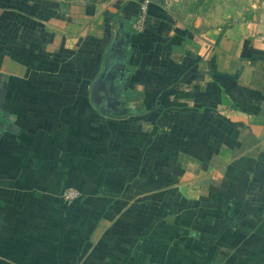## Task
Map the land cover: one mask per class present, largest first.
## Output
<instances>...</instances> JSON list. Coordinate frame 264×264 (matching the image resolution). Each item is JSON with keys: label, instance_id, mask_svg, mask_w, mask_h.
<instances>
[{"label": "crops", "instance_id": "1", "mask_svg": "<svg viewBox=\"0 0 264 264\" xmlns=\"http://www.w3.org/2000/svg\"><path fill=\"white\" fill-rule=\"evenodd\" d=\"M140 1L0 0V264H264V9L149 0L133 30Z\"/></svg>", "mask_w": 264, "mask_h": 264}, {"label": "flooded vegetation", "instance_id": "2", "mask_svg": "<svg viewBox=\"0 0 264 264\" xmlns=\"http://www.w3.org/2000/svg\"><path fill=\"white\" fill-rule=\"evenodd\" d=\"M117 52V48H122ZM125 57L122 39L113 40L104 50L99 70L91 80L88 88V99L93 107L100 113L116 115L120 113L119 108L124 90L125 70L122 68ZM122 59L120 68L115 67V61Z\"/></svg>", "mask_w": 264, "mask_h": 264}, {"label": "rangeland", "instance_id": "3", "mask_svg": "<svg viewBox=\"0 0 264 264\" xmlns=\"http://www.w3.org/2000/svg\"><path fill=\"white\" fill-rule=\"evenodd\" d=\"M66 4H95L107 0H61ZM161 1V0H160ZM195 9H200L201 13L210 21L215 22V19L224 17L229 11L242 12L246 11L248 8L261 7L264 9V0H193ZM116 17L113 16L110 27L107 28V35L105 37L106 42L111 39V36H114V31L117 28ZM109 29H112L110 31ZM132 29V28H131ZM110 34H109V33ZM116 36V35H115ZM114 36V37H115ZM105 48V47H104ZM104 49H102L103 52ZM101 52V54H102Z\"/></svg>", "mask_w": 264, "mask_h": 264}, {"label": "built area", "instance_id": "4", "mask_svg": "<svg viewBox=\"0 0 264 264\" xmlns=\"http://www.w3.org/2000/svg\"><path fill=\"white\" fill-rule=\"evenodd\" d=\"M173 0H161L163 5H169ZM148 6H149V0H141L139 5H138V10L137 13L134 17V19L132 20L130 27L133 30H138L142 27L147 12H148ZM78 192L72 188H66L62 194V198L63 200H65L66 202H70L72 201L74 198H76L78 196Z\"/></svg>", "mask_w": 264, "mask_h": 264}, {"label": "trees", "instance_id": "5", "mask_svg": "<svg viewBox=\"0 0 264 264\" xmlns=\"http://www.w3.org/2000/svg\"><path fill=\"white\" fill-rule=\"evenodd\" d=\"M118 28H119V38L122 39L123 46L125 47V42H126V39L128 37L127 35L129 34V27L125 23V21L120 19Z\"/></svg>", "mask_w": 264, "mask_h": 264}, {"label": "water", "instance_id": "6", "mask_svg": "<svg viewBox=\"0 0 264 264\" xmlns=\"http://www.w3.org/2000/svg\"><path fill=\"white\" fill-rule=\"evenodd\" d=\"M128 36V35H127ZM123 50V47L122 48H117V52H121ZM115 67L118 69L121 67L122 65V59H117V61H115Z\"/></svg>", "mask_w": 264, "mask_h": 264}]
</instances>
